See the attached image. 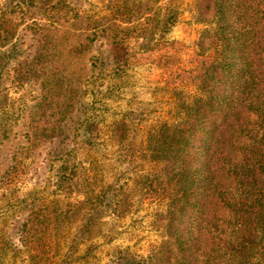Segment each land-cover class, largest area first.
I'll return each mask as SVG.
<instances>
[{"label": "trees", "instance_id": "obj_1", "mask_svg": "<svg viewBox=\"0 0 264 264\" xmlns=\"http://www.w3.org/2000/svg\"><path fill=\"white\" fill-rule=\"evenodd\" d=\"M177 1L0 5V191L24 212L0 264H94V239L113 229L103 219L136 197L157 202L164 237L146 256L117 251V264H264V0H194V90L174 89L169 120L110 112L135 52L178 22ZM41 155L60 165L54 192L14 199Z\"/></svg>", "mask_w": 264, "mask_h": 264}, {"label": "rangeland", "instance_id": "obj_2", "mask_svg": "<svg viewBox=\"0 0 264 264\" xmlns=\"http://www.w3.org/2000/svg\"><path fill=\"white\" fill-rule=\"evenodd\" d=\"M5 1L0 0V5ZM193 3L194 0H178L177 6L180 12L178 22L165 35L164 41L152 50L142 49L140 52H135L126 86L122 92L123 98L118 97L109 102L112 108L110 112L125 110L136 115L143 111L146 112L148 123L159 119L169 120L170 113L174 109V89L179 88L185 92L194 90L191 84L183 81L185 72L197 65L196 41L202 28L191 18ZM27 94L30 98L31 92ZM23 95L25 93L23 94L22 91H11L9 103L17 105L24 99ZM59 166L54 164L51 168L49 160L44 155L37 156L13 184V194L16 198H12H24L27 193L43 189L45 186V193L52 194L55 190ZM133 184L134 180H131V186ZM131 193L136 196L133 191ZM134 200V205L126 215L111 217L107 214L103 219L107 224L104 228L108 230L113 227V229L107 237L99 235L94 239L97 244L94 264H117L113 258L119 250L146 256L152 247L162 241L163 230L155 222V214L159 207L157 202L145 199L140 203L137 197ZM12 214L10 193L0 191V251L3 239L8 238L11 242H17L13 236V229L19 218L17 214L21 217L24 212ZM22 261L23 259L19 258L16 264H21ZM14 262V258L9 256L5 264H14Z\"/></svg>", "mask_w": 264, "mask_h": 264}]
</instances>
